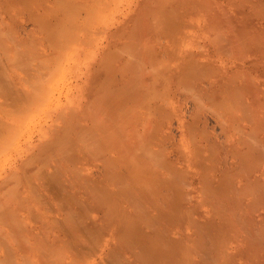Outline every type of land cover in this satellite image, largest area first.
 <instances>
[{
	"label": "rangeland",
	"instance_id": "1",
	"mask_svg": "<svg viewBox=\"0 0 264 264\" xmlns=\"http://www.w3.org/2000/svg\"><path fill=\"white\" fill-rule=\"evenodd\" d=\"M0 264H264V0H0Z\"/></svg>",
	"mask_w": 264,
	"mask_h": 264
},
{
	"label": "bare ground",
	"instance_id": "2",
	"mask_svg": "<svg viewBox=\"0 0 264 264\" xmlns=\"http://www.w3.org/2000/svg\"><path fill=\"white\" fill-rule=\"evenodd\" d=\"M230 38H231V37H230ZM220 40H221V39H220ZM239 40H240V39H239ZM230 41H231V40H230ZM241 41H242V40H241ZM242 44H243V43H242ZM182 45H183V44H182ZM220 45H221V44H220ZM237 45H238V44H237ZM239 46H240V45H239ZM225 48H226V47H225ZM229 48H230V47H229ZM226 49H227V48H226ZM225 53H227V51H226ZM153 54H154V52H153ZM158 54H159V53H158ZM158 54H157V52H155V55H158ZM230 54H231V52H230ZM237 54H238V53H237ZM150 57H153V56L150 55ZM154 57H156V56H154ZM162 57H163V56H162ZM233 57H234V56H233ZM239 57H240V56H239ZM144 58H145V57H144ZM235 58H236V57H235ZM156 59H157V58H156ZM159 59H160V58H159ZM243 59H244V58H243ZM154 60H155V59H154ZM154 60H153V61H154ZM167 64H168V63H167ZM205 65H207V64H205ZM200 66H201V65H200ZM126 67H127V66H126ZM126 67H125V69H126ZM128 67H129V66H128ZM128 67H127V68H128ZM203 67H204V66H203ZM210 67H211V66H210ZM131 68H132V67H131ZM152 68H154V67H152ZM125 69H124V70H125ZM160 69H161V67H160ZM178 69H179V68H178ZM178 69H177V70H178ZM198 69H199V68H198ZM198 69H197V70H198ZM201 69H202V68H201ZM170 71H171V70H170ZM203 71H205V70H203ZM136 72H137V71H136ZM136 72H135V73H136ZM200 72H201V70H200ZM204 73H205V72H204ZM129 74H130V73H129ZM241 74H242V73H241ZM244 74H245V73H244ZM137 75H138V73H137ZM212 75H213V74H212ZM245 75H246V74H245ZM154 77H155V76H154ZM136 78H137V76H136ZM158 78H159V77H158ZM233 78H234V76H233ZM245 78H246V77H245ZM130 79H131V78H130ZM153 79H154V78H153ZM166 79H167V78H166ZM164 80H165V79H164ZM195 80H196V78H195ZM184 81H185V80H184ZM192 81H193V80H192ZM204 81H205V80H204ZM204 81H203V82H204ZM206 81H207V80H206ZM3 82H4V80H3ZM137 82H138V81H137ZM168 82H169V81H168ZM200 82H201V81H200ZM234 82H235V81H234ZM4 83H5V82H4ZM166 83H167V82H166ZM180 84H181V82H180ZM201 84H202V83H201ZM235 84H236V82H235ZM230 85H231V84H230ZM194 86H195V85H194ZM200 86H202V85H200ZM128 87H129V86H128ZM247 87H248V86H247ZM190 88H191V87H190ZM256 88H257V86H256ZM148 89H149V88H148ZM244 89H245V88H244ZM184 90H186V89L184 88ZM197 90H198V89H197ZM242 90H243V89H242ZM248 90H249V89H248ZM256 90H257V89H256ZM191 91H192V90H191ZM150 92H151V91H150ZM188 92H189V91H188ZM201 92H202V91H201ZM216 92H217V91H216ZM229 92H230V91H229ZM248 92H249V91H248ZM191 93H192V92H191ZM207 93H208V92H207ZM235 93H236V92H235ZM10 94H11V93H10ZM10 94H9V95H10ZM188 94H189V93H188ZM7 95H8V94H7ZM9 95H8V96H9ZM182 95H183V94H182ZM196 95H197V94H196ZM244 95H245V94H244ZM10 96H11V95H10ZM10 96H9V97H10ZM148 96H149V95H148ZM206 96H207V95H206ZM208 96H210V95H208ZM200 97H201V96H200ZM203 98H204V97H203ZM257 98H258V97H257ZM194 99H195V98H194ZM195 100H196V99H195ZM197 101H199V100L197 99ZM197 101H196V102H197ZM201 101H202V100H201ZM243 101H244V100H243ZM257 101H258V100H257ZM230 102H231V101H230ZM253 102H254V100H253ZM151 103H152V102H151ZM233 103H234V102H233ZM197 104H198V103H197ZM203 104H204V103H203ZM208 104H209V102H208ZM130 105H131V104H130ZM155 105H156V104H155ZM236 106H237V105H236ZM213 107H215V106H213ZM151 108H152V107H151ZM193 108H194V107H193ZM246 108H247V107H246ZM234 109H235V108H234ZM241 109H242V108H241ZM257 109H258V108H257ZM235 110H236V109H235ZM250 110H251V109H250ZM138 111H139V110H138ZM156 112H157V111H156ZM218 112H219V111H218ZM161 113H162V112H161ZM244 113H245V112H244ZM140 114H141V113H140ZM257 114H258V113H257ZM136 115H137V114H136ZM218 115H219V114H218ZM244 116H245V115H244ZM141 117H142V116H141ZM218 117H219V116H218ZM249 117H250V116H249ZM161 118H162V117H161ZM159 119H160V118H159ZM247 119H248V118H247ZM249 119H250V118H249ZM137 121H138V120H137ZM141 122H142V121H141ZM161 122H162V121H161ZM248 122H250V121H248ZM256 123H257V122H256ZM134 124H135V123H134ZM260 124H261V123H260ZM145 130H146V129H145ZM159 131H160V130H159ZM103 134H104V133H103ZM147 135H149V134H147ZM135 136H136V135H135ZM170 136H171V135H170ZM256 136H257V135H256ZM146 137H147V136H146ZM152 137H153V136H152ZM153 138H154V137H153ZM148 139H149V138H148ZM173 139H174V138H173ZM254 139H256V138H254ZM195 140H197V139H195ZM258 140H259V139H258ZM59 141H60V139H59ZM108 141H109V140H108ZM135 141H136V139H135ZM140 141H141V140H140ZM140 141H139V142H140ZM197 141H198V140H197ZM213 142H214V141H213ZM253 142H254V141H253ZM256 142H257V141H256ZM135 143H136V142H135ZM166 143H167V142H166ZM209 143H210V142H209ZM214 143H215V142H214ZM104 144H105V143H104ZM193 144H194V143H193ZM212 144H213V143H212ZM254 144H255V143H254ZM57 145H58V144H57ZM99 145L101 146L102 144H99ZM149 145H150V144H149ZM161 145H162V144H161ZM210 146H211V145H210ZM212 146H213V145H212ZM134 147H135V146H134ZM164 147H165V146H164ZM98 148H99V146H98ZM102 148H103V147H102ZM105 148H106V146H105ZM130 148H131V147H130ZM106 149H107V148H106ZM108 149H109V148H108ZM118 149H120V148H118ZM213 149H214V148H213ZM102 150H103V149H102ZM211 150H212V149H211ZM106 151H107V150H106ZM141 151H142V150H141ZM213 151H214V150H213ZM163 152H164V151H163ZM179 152H180V151H179ZM248 152H249V151H248ZM248 152H247V153H248ZM120 153H121V152H120ZM133 153H134V152H133ZM250 153H251V152H250ZM255 153H257V152H255ZM143 154H144V153H143ZM145 154H146V153H145ZM152 154H153V153H152ZM158 155H159V154H158ZM161 155H162V154H161ZM179 155H180V154H179ZM183 155H184V154H183ZM248 155H249V154H248ZM149 156H150V155H149ZM127 157H128V156H127ZM182 157H183V156H182ZM248 157H249V156H248ZM129 158H131V157H129ZM153 158H155V157H153ZM184 158H185V157H184ZM184 158H183V159H184ZM217 158H218V157H217ZM108 159H109V158H108ZM138 159H139V158H138ZM244 159H245V157H244ZM246 159H247V158H246ZM246 159H245V161H246ZM109 160H111V159H109ZM156 160H157V159H156ZM125 161H126V160H125ZM227 161H228V160H227ZM218 162H219V161H218ZM237 162H238V161H237ZM246 162H247V161H246ZM110 163H111V161H110ZM110 163H109V164H110ZM113 164H115V163H113ZM113 164L111 163V165H113ZM138 164H139V163H138ZM256 164H257V163H256ZM142 165H143V164H142ZM258 165L260 166V164H258ZM108 166H109V165H108ZM115 166H116V164H115ZM143 166H144V165H143ZM147 166H148V165H147ZM156 166H157V165H156ZM145 167H146V166H145ZM149 167H150V166H148V168H149ZM226 167H227V166H226ZM226 167H225V168H226ZM251 167H252V166H251ZM116 168H117V167H116ZM139 168H140V167H139ZM241 168H242V167H241ZM154 169H155V167H154ZM154 169H153V171H154ZM116 170H118V169H116ZM116 170L114 169L115 172H116ZM151 170H152V169H151ZM160 170H161V169H160ZM210 170H211V169H210ZM252 170H253V169H252ZM112 171H113V170H112ZM149 171H150V170H149ZM153 171H152V172H153ZM207 171H208V170H207ZM213 171H214V170H213ZM242 171H243V170H242ZM216 172H217V171H216ZM230 172H231V171H230ZM111 173H114V172H111ZM130 173H131V172H130ZM190 173H191V172H190ZM223 173H224V172H223ZM226 173L228 174L229 172H226ZM226 173H224V174H226ZM244 173H245V172H244ZM53 174H54V173H53ZM183 174H185V173H183ZM188 174H189V173H188ZM224 174H223V175H224ZM227 174H226V175H227ZM242 174H243V173H242ZM54 175H56V174H54ZM129 175H130V174H129ZM159 175H160V174H159ZM42 176H43V175H42ZM49 176H50V175H49ZM51 176H52V175H51ZM51 176H50V177H51ZM117 176H118V175H117ZM117 176H116V177H117ZM169 176H170V175H169ZM186 176H187V175H186ZM224 176H225V175H224ZM232 176H233V175H232ZM40 177H41V176H40ZM50 177H49V178H50ZM121 177H123V175H122ZM121 177H120V178H121ZM225 177H226V176H225ZM53 178H54V177H53ZM128 178L131 179L130 176L127 177V179H128ZM142 178H143V181H144V180H145V177H142ZM174 178H175V177H174ZM174 178H173V179H174ZM223 178H224V177H223ZM232 178H233V177H232ZM43 179H45V177H43ZM130 179H128V180L130 181ZM132 179H133V178H132ZM226 179H227V178H226ZM49 180H50V179H49ZM53 180H54V179H53ZM118 180H120V179H118ZM122 180H123V179H122ZM122 180H121V181H122ZM128 180H127V181H128ZM146 180H147V179H146ZM115 181H116V178H115ZM123 181H124V180H123ZM123 181H122V182H123ZM133 181H134V180H131V184H132ZM140 181H141V180H140ZM153 181H154V180H153ZM213 181H214V179H213ZM54 182H55V181H54ZM119 182H120V181H119ZM122 182H121V183H122ZM148 182H149V181H147V183H148ZM210 182H211V181H210ZM226 182H227V180H226ZM45 183H46V182H45ZM45 183H44V184H45ZM121 183H120V184H121ZM126 183H127V182H126ZM129 183H130V182H129ZM139 183L142 184V182H139ZM147 183H146V184H147ZM151 183H152V182H151ZM173 183H174V182H173ZM154 184H155V183H154ZM154 184H153V185H154ZM213 184H214V183H213ZM33 185H34V184H33ZM36 185H37V184H36ZM36 185H34V186H36ZM56 185H57V184H55V185H53V186H56ZM127 185H128V184H127ZM136 185H137V184H136ZM46 186H47V185H46ZM133 186H134V184H132L131 188H132ZM145 186H146V185H145ZM157 186H158V185H157ZM157 186H156V187H157ZM169 186H170V185H169ZM44 187H45V186H44ZM48 187H49V186H48ZM50 187H51V186H50ZM151 187H152V186H151ZM151 187H150V188H151ZM222 187H223V186H222ZM53 188H54V187H53ZM55 188H56V187H55ZM55 188H54V189H55ZM131 188H129V189L131 190ZM134 188H135V186H134ZM137 188H139V187H137ZM165 188H166V187H165ZM170 188H171V187H170ZM170 188H169L168 190H170ZM218 188H219V187H218ZM50 189H52V188H50ZM61 189H62V188H61ZM162 189H163V188H162ZM215 189H216V188H215ZM52 190H53V189H52ZM148 190H152V189H149V188H148ZM148 190H147V191H148ZM221 190H222V188H221ZM53 191H54V190H53ZM55 191H56V190H55ZM63 191H64V190H63ZM63 191L61 190V194H62ZM133 191H134V190H133ZM157 191H158V190H157ZM159 191H160V189H159ZM159 191H158V192H159ZM164 191H165V190H164ZM184 191H185V190H184ZM216 191H218V190H216ZM148 192H149V191H148ZM172 192H173V190H172ZM175 192H176V191H175ZM175 192H174V193H175ZM228 192H229V191H228ZM135 193H136V192H135ZM143 193H144V192H143ZM154 193H155V195H156V192H154ZM160 193H161V192H160ZM163 193H164V192H163ZM178 193H179V192H178ZM208 193H209V192H208ZM225 193H227V192L225 191ZM233 193H234V192H233ZM147 194H148V193H147ZM150 194H151V193H150ZM157 194H158V193H157ZM167 194H169V192H168ZM204 194H205V193H204ZM133 195H134V194H133ZM141 195H142V193H141ZM148 195H149V194H148ZM148 195H147V196H148ZM164 195H165V194H164ZM218 195H219V194H218ZM139 196H140V195H139ZM147 196H145V197L148 198ZM165 196H166V195H165ZM166 197H167V196H166ZM140 198H141V197H140ZM164 198H165V197H164ZM118 200H119V199H118ZM115 201H116V199H115ZM107 203H108V202H106V203H104V204H107ZM117 205H118V202H117ZM117 205H115V203L113 204L114 207L116 206L115 208H116L117 211H118L119 209L117 208ZM155 205H156V204H155ZM158 205H159V204H158ZM119 207H120V206H119ZM154 207H156V206H154ZM157 207H158V206H157ZM162 207H163V206H162ZM120 208H121V207H120ZM113 209H114V208H113ZM113 209H112V210H113ZM160 209H161V208H160ZM110 210H111V209H110ZM112 210L110 211V212H112V214H111L110 216H112L113 213H114V211H112ZM122 210H123V209H121V213L123 212ZM156 210H157V209H156ZM158 211L160 212L159 209H158ZM161 211H163V210H161ZM110 212L108 211V213H110ZM108 215H109V214H108ZM117 216H118V215H117ZM119 216H120V215H119ZM119 216H118V217H119ZM108 217H109V216H108ZM120 217H121V216H120ZM109 218H110V217H109ZM113 218H114V217H111V220H113ZM118 219H119V218H118ZM128 219H129V218H128ZM109 221H110V220H109ZM110 223H111V222H110ZM111 225H112V224H111ZM131 225H132V224H131ZM107 227H108V226H107ZM111 227H112V226H110V227L107 228V229H109V231H110V230H112ZM115 228H116V227H115ZM131 228H132V227H131ZM107 229L105 228V229H104V232H106ZM89 231H90V230H89ZM113 231H114V230H113ZM113 231H112V232H113ZM127 231H128V229H127ZM129 231H130V230H129ZM112 232L110 233V234H111L110 237H111V238L116 237V236H117V235H116V232H113V233L115 234V236L112 235ZM78 233H80V232H78ZM86 233H88V232H86ZM98 233H99V232H98ZM100 233H102V232L100 231ZM129 233H130V234H128L129 236H130V235H134L133 232L131 233V231H130ZM81 234H82V233H81ZM90 234H91V232H90ZM67 235H68V234H67ZM73 235H74V234H73ZM82 235H84V234H82ZM88 235H89V234H88ZM88 235H87V236H88ZM128 235H126V236H128ZM68 236H69V235H68ZM77 236H78V234H77ZM101 236H103V234H101ZM112 236H113V237H112ZM129 236H128V237H129ZM89 237H92V236L90 235ZM118 237H119V236H118ZM73 238H74V237H73ZM79 238H80V237H79ZM83 238H84V236H83ZM127 239H129V238H127ZM72 240H73V239H72ZM83 240H84V239H83ZM102 240H103V239L100 240V237H98V235H97L96 238H94V236H93V237H92V240H90V241H91V246L89 245L90 247H89V248L87 247L88 249L83 247V248L81 249V253H82V254H83V253H84V254L86 253L87 255H89V257H90V256H93L92 253L94 254L95 251L97 250L98 242H99V241L103 242ZM104 240H106V239L104 238ZM123 240H124V239H123ZM118 241H119V239H118ZM70 242H71V240H70ZM82 242H83V241H82ZM108 242H110V241H108ZM113 242H114V241H113ZM85 243H86V241H85ZM85 243H84V244H85ZM89 243H90V242H89ZM87 244H88V243H87ZM94 244H95V245H94ZM103 244H104V243H103ZM74 245H75V244H74ZM71 246H72V245H71ZM78 246H79V245H78ZM78 246H77V247H78ZM102 246H103V245H102ZM80 247H81V246H80ZM78 250H79V248H78ZM114 252H115V251H114ZM115 256H116V254H115ZM88 260H89V259H88Z\"/></svg>",
	"mask_w": 264,
	"mask_h": 264
}]
</instances>
